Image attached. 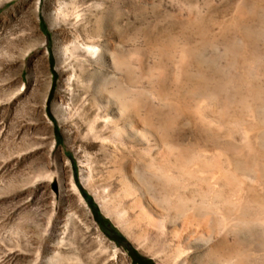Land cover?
<instances>
[{
	"label": "rangeland",
	"instance_id": "rangeland-1",
	"mask_svg": "<svg viewBox=\"0 0 264 264\" xmlns=\"http://www.w3.org/2000/svg\"><path fill=\"white\" fill-rule=\"evenodd\" d=\"M91 45L106 62L124 63L129 94L137 76L141 117L181 143L170 154L179 185L198 179L199 160L210 176L211 157L198 148L211 140L203 118L214 116L231 147L217 156L223 212L239 193L228 185L239 174L253 193L264 189V130L252 128L264 117V0H0V264H223L216 254L235 246L236 264H264V224L251 211L236 223L238 244L223 229L208 236L213 213L200 226L189 213L160 222L175 203L151 187V155L160 161L164 146L133 150L104 127L97 138L85 133L83 84L109 70L84 50ZM74 59L86 72L78 76L77 64L78 79L68 83ZM245 130L258 142L254 156L243 146ZM132 188L145 192L142 207ZM148 208L156 222L143 214ZM223 218L216 216L221 225ZM220 237L229 239L214 246Z\"/></svg>",
	"mask_w": 264,
	"mask_h": 264
},
{
	"label": "bare ground",
	"instance_id": "bare-ground-1",
	"mask_svg": "<svg viewBox=\"0 0 264 264\" xmlns=\"http://www.w3.org/2000/svg\"><path fill=\"white\" fill-rule=\"evenodd\" d=\"M245 42H246V40H245ZM84 50H86V52L89 53L95 59L94 62H99V63L102 62L103 63L102 67L105 66V68L109 69V70H106L105 72L100 73L98 79H96L94 73H90V81L83 84L85 96H84V103H83V108H82V116L85 117L84 118L85 119V131H86L85 133L89 134V135H93V137L97 138L100 136L99 134H97L98 129L100 127H104V129L105 128L109 129L111 135L113 137H115V139L119 140L120 142H122L123 138H125V137L129 138L131 143H132L131 147L133 150H136L138 148V146L139 147L142 146L141 144L148 146L147 148H149V146H151V145L156 146L157 144L161 145L162 147L164 146V148H165V151H166L165 155H163V157L160 159V161H157L156 160L157 158L155 156L151 155V162L154 165L153 166L154 167V173H155V178L157 180V181H155V183H152L151 187H153L154 189H157L158 193L160 192V193L168 194L169 197L171 196V199H175V203L171 207L167 208L168 206L171 205V202L167 200L168 203L170 202L169 203L170 205H168L166 202V206L167 205L168 206L166 207L167 209H165L163 211L162 214L164 215V218H162L160 220V222H163V221L168 222V223L173 222L177 217L184 215L186 213H189L190 219H191L190 224L200 226L201 215L209 213V216H210L213 213L215 217H213V215H212L209 218H207V229L209 230L208 236L210 237L211 235L215 234L216 232L221 231L220 229H223V230L232 232V235L234 233V238H232V240H231L233 243L237 241V236H238L237 234H239V232H238L239 229H237L238 225H236V223L239 221L242 222L244 220H247L244 216H242V213L244 211H246V212L251 211L250 212L251 213V215H250L251 219L259 220L260 223L264 224V189L262 190V193H260V194H256V193H253L252 191H250L248 185L246 184L247 186H245V184L243 182L244 179H247V178H245V175L239 174L240 178H241V180L239 178L240 181L228 182V185L236 186L239 193L237 194L236 198H232L231 200L229 199L230 200L229 204H227L224 212H223V209L220 205L221 188H220L219 184L217 183V181H219L218 179L220 178V175H221V165L217 161V156H221L222 154L229 155L231 152L230 145L225 144V142L222 143L220 141L221 137L223 136V125H222L223 123L221 124L220 121L218 119H216L214 116H204V118H203V122L207 125V128L211 134V140L208 142V144H206L204 146V148H198V149H200L198 151L199 152H205V153L207 152V153H209V155L211 157L212 167L210 170V176L204 175L205 174L204 173L205 172L204 171L205 162H203L202 160H199V161L197 160L198 161V167H197L198 169H196V171L198 172L197 173L198 179H196V181H194V182L189 180V182L187 184L182 185V186L179 185L178 181L181 180L180 179L181 174L178 171L177 165L175 163L176 161H173L174 159L172 160L171 159L172 157L170 158V154L172 151L181 150L182 145L175 138H162V137H160L155 130L154 123L149 121V120L143 119V117H141V105H140V101H139V90H138L137 76H133L134 78H133V82H132V92L129 94L126 91L124 83H123V81H124V79H123L124 78V71H123L124 63L121 60L111 56V58L109 60H107V62H106V60H104V56H103L101 49L96 47V46L95 47H93L92 45L91 46H85ZM70 58L72 60V57H70ZM233 58H232V60H233ZM241 58H244V57H241ZM78 60L79 59H77L76 61H78ZM235 61H237V60H235ZM239 62H240V60H239ZM77 64L79 65V70H80V73L78 76H81L82 74H84L86 72L85 61L80 59L78 63H75V59H74L73 62L70 65H68L69 66L68 68L73 70V73L71 74L68 83H70L71 80L77 81V79H78V76L74 72ZM240 64H241V62L239 63V65ZM258 71H259V69H258ZM258 71H257V73H258ZM258 74H260V73H258ZM128 76L131 77V74ZM241 90H242V88H241ZM261 92L263 93V91H261ZM251 93H252V91H251ZM153 94H154L155 98H158L159 100H174V99H172V97H167L162 92H159V91H156ZM234 94H235V92H234ZM249 95H250V93H249ZM198 97L200 98L201 101L204 99L202 96H198ZM244 97H243V99H244ZM232 99H234V98H232ZM259 99H260V96H259ZM239 102H240V100H239ZM173 103H174V101H173ZM257 104H254V105L257 106ZM259 108H261V107H259ZM178 110H179V107H178ZM181 110H183V109H181ZM187 110L188 109H186V111ZM248 111L250 113V117L252 119H255L256 118L255 111L251 108ZM188 112H186V114H189L192 111L189 113ZM78 113H80V112H78ZM263 114H264V112H263ZM232 115H235V114H232ZM258 116H260V115H258ZM146 117H144V118H146ZM84 119H83V121H84ZM250 119H249V121H250ZM188 121H190V120H188ZM258 121H260V122L257 123V121H256V123L252 124V128L254 130H257V131L264 130V117H263V115H262L261 120H258ZM99 123L101 125H99ZM235 124H234V126H236ZM248 127H249V125H248ZM242 129H244V128L242 127ZM249 130H251V129H249ZM249 130H245L246 136H245V142H243V146L246 148L247 152L250 155L254 156L256 151H257V148H258V144H257L258 142L255 141V137L253 136L254 133H252V134L249 133ZM102 131H104V130H102ZM194 131H196V129ZM197 135H199V134H197ZM231 136H232V134H231ZM208 137H210V136H207V138ZM100 138H101L102 142H103V140H106L105 137H100ZM225 140H226V138H225ZM107 141H104V142H107ZM233 150H235V149H233ZM243 152H245V151H243ZM240 153H242V152H240ZM241 155L242 154H240V156ZM196 156H198V155H196ZM226 157H228V156H226ZM186 159L188 161H191V162H193L195 160V158H193L191 156H186ZM225 163H227V162L225 161ZM254 163H255V161H254ZM190 164H192V163H190ZM175 169H176V171H174ZM257 174H258V171H257ZM235 175H236V173H235ZM252 180H254V179L252 178ZM251 182H250V184H251ZM203 183H207L208 186L207 187L202 186ZM223 184H224V182H223ZM261 184H259V185H261ZM255 192H257V191H255ZM207 193L210 195L209 201H206V199H205ZM129 194L134 195L136 197L135 198V204L137 206H140V207L143 206L142 205V197L145 194V192H143L140 189L132 188V189H130ZM168 195H167V197H168ZM227 196H229V195H227ZM172 197H174V198H172ZM165 199H167V198H165ZM233 199H234V203L232 204ZM230 204H232V205H230ZM152 213H153L152 210L150 208H148V209L144 210L143 214L147 215L148 218L150 217V219L152 220L150 222H156L151 217V216H153ZM216 216L217 217L219 216L220 218L224 217L223 218L224 219L223 225H221L220 221L218 219H216ZM222 226H223V228H221ZM255 226H256V224H255ZM245 227H243V228H245ZM241 230L243 231V229H241ZM249 230H252V228H249ZM258 230H260V228ZM253 231H255V229ZM244 233L246 234V230ZM248 236H246V237H248ZM228 239L229 238L226 239L225 237L224 238L223 237L217 238L216 241H214L215 242L214 246L217 244L219 245V243H227ZM248 241H250V240H248ZM245 242H247V241H245ZM236 243L238 244V242H236ZM228 247H229V245H228ZM235 248H236V246L234 247V249ZM234 249L229 248V250L227 249V251L226 250L224 251L222 249L223 251H220L216 255L219 256L220 259L224 260L223 264H236L237 262L234 260V257H237L240 254L235 256V254H233L234 252L232 251ZM249 251H251V250H249ZM252 252H251V254H252ZM238 260H240V259L238 258ZM260 262L264 263L263 259ZM238 263L239 264H241V263L245 264V263H247V261L245 260V262H242V260H241Z\"/></svg>",
	"mask_w": 264,
	"mask_h": 264
}]
</instances>
